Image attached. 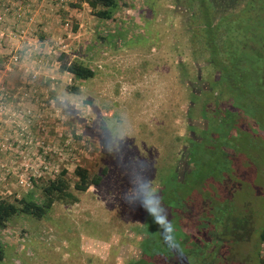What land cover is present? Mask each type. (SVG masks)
<instances>
[{"label": "rangeland", "instance_id": "obj_1", "mask_svg": "<svg viewBox=\"0 0 264 264\" xmlns=\"http://www.w3.org/2000/svg\"><path fill=\"white\" fill-rule=\"evenodd\" d=\"M78 1H51L49 12L57 20L55 32H44L40 23L32 22V33L28 23H22L17 28L27 30L25 39L4 32L0 39L1 48L9 40L14 50L22 48L18 51L22 58V51H30L18 67L9 63L10 47L0 52V198H22L33 190L34 182L52 179L63 170L73 180L76 167L102 175V181L78 194V203L55 205L44 221L26 216L10 220L0 231L6 264H125L126 260L141 258L138 231L144 219L147 186L160 181L171 187L166 186V180L172 183L174 175L183 179L192 168L184 145L190 139L200 140L198 137L208 129L207 120L217 109L208 104L207 111L201 110L203 97L199 95L212 92L214 82L206 61L213 60L208 67L216 69L217 58L204 49L205 40L201 29H194L195 21L189 27L186 0H117L118 8L108 21L98 19L84 6L75 12L71 5ZM40 11L46 13L43 8ZM3 12L0 7V24L15 19L12 10L4 12L6 15ZM243 19L241 12L229 18L222 60L234 65L241 60L239 70L252 65L256 69L260 63L257 56L240 49ZM250 24L255 35L264 34V13L255 15ZM37 32L55 41H47V37L41 40ZM247 41L256 42L251 34ZM26 42L30 45L25 46ZM59 42L67 48L63 50ZM36 44L44 48L39 54L34 50ZM44 44L54 54L44 53ZM62 53L69 61L76 59L91 68L94 77L75 81L62 73L57 62ZM233 78L229 80L232 84L239 82ZM68 83L79 88L78 94L67 92ZM258 105H249L246 115L251 118L247 126L257 131L251 132L253 139L257 136L259 140H253L252 148L240 145L237 150L253 155L248 156L249 163L260 165L263 179L264 127L260 128V123L264 126V103L259 105L262 112ZM223 109L232 113L240 126L235 108L225 105ZM215 115L220 118L222 113ZM257 152L260 156H255ZM240 163L249 167L243 160ZM200 181L201 185L198 180L190 184V189L198 184L195 191L204 190V186L213 191ZM239 184L234 194L247 204L250 214L255 212L256 224L244 230L239 249L235 247L238 256L227 264H256L253 246L263 233L258 228L263 216L254 187L260 183L254 187L247 181ZM188 191L181 189L179 194ZM227 192L212 197V202L202 199L205 210L212 211L220 197L230 194ZM231 211L241 215L239 207L233 205ZM187 224L194 221H179L182 235ZM183 244V249L187 248ZM259 248L264 259V240ZM172 251L176 258V251ZM244 258L249 261L244 262Z\"/></svg>", "mask_w": 264, "mask_h": 264}, {"label": "trees", "instance_id": "obj_2", "mask_svg": "<svg viewBox=\"0 0 264 264\" xmlns=\"http://www.w3.org/2000/svg\"><path fill=\"white\" fill-rule=\"evenodd\" d=\"M82 3H86L92 15L103 21L110 20L118 8L117 0H79L77 4L71 6L80 7ZM186 6L189 11V27L190 22L195 21L194 29L197 32L201 29L199 32L205 40L204 49L210 50V53L217 58L214 63L216 69L208 67V64L214 62L213 60L206 61L208 72L214 74V82L210 85L212 92L199 95L203 97L200 101L201 110L207 111L206 105L212 104L213 107H217L215 114L218 112L221 116L222 113V116L219 118L214 114L211 120H207L208 129L198 137L200 140L190 139L186 142L187 145H184L187 162L192 165V168L184 174L183 179H176L174 175L171 177L170 182L172 183L166 180V186L171 184V187H165L160 181L155 185L148 183L151 186H147L144 198V219L141 230L138 231L141 234L138 244L141 258L126 260L125 264H216V262L227 264L229 260L234 261L233 259L238 256L236 245L239 249L243 233L246 234L244 230L249 229L256 218L255 212L250 214L247 204L240 202L234 194L241 187L239 182L244 183V181L252 186L260 183L257 187L255 186L256 188L253 187L256 198L261 201L263 221L258 228L263 233L257 244L254 243L253 255L256 264H264L259 248L264 240V178L261 179L260 176V165L255 166L249 163L248 156L253 155H245L237 150L240 145L242 147L248 145L252 148L253 140H259L257 136L253 139L251 132L256 133L257 131L254 130L256 128L247 126L251 118L246 114H248L249 105L257 106V103L259 105L264 103V34H256L258 36L256 40L257 36L250 24L255 15L258 16L259 12L264 13V0H186ZM240 12L244 17L240 24L242 35L239 41L240 49L257 56L260 63L256 69L252 65L248 69L239 70L238 64L241 60H238V63L236 60V65L231 64L228 59L223 61L224 54L221 50L224 46L223 41L227 44V39L223 37L228 34L229 18ZM226 18L227 21L221 23ZM248 33L256 42L247 41ZM57 62L60 64V71L71 75L75 81H86L94 77L91 68L76 59L69 61L64 53L58 56ZM227 69L230 71L228 72ZM233 76L239 82L232 84L229 80ZM66 89L70 94H78L79 91L74 83L70 85L68 83ZM215 90L218 94L214 93ZM240 93L242 94L239 99ZM220 104L222 107L219 109ZM225 105L235 108L238 113L235 116L241 118L240 126H238L237 118L233 119L232 113L229 111L224 113ZM259 105L258 108L261 111ZM261 114L264 115L263 112ZM229 119L233 122L230 123ZM263 127L260 123V128ZM179 140L183 142L186 139L179 138ZM261 141H264L262 137ZM257 154L260 156L259 152L255 156ZM240 160H243L250 168L240 163ZM247 170H250V173L245 172ZM73 177V180L69 179L67 172L63 170L52 179L34 182L33 190L22 198H0V231L6 228L10 220L18 216L44 221L55 205L70 206L78 203V194L85 193L90 187L99 186L102 181V175L90 173L83 167H76ZM196 180L199 181L198 184L202 180L206 185H210L213 194L206 189V186L204 190L195 191L198 184L190 189L189 185L194 184ZM227 185L229 192H227ZM181 189L189 191L181 196L179 194ZM225 190L230 194L216 200L217 204L212 203L213 212L210 210L207 212L204 201L212 202V197H219V194ZM233 205L240 208V218L231 211ZM157 216L166 217L167 222L172 225L174 230L172 235L175 234L178 242L176 246L165 240L166 233L162 222L157 221ZM186 219L189 222L194 221V224H187L183 228L185 233L183 232L182 235L179 221ZM184 242L187 248L183 249ZM172 250L176 251V258ZM5 256L6 246L0 244V264H6ZM246 260L249 261V258H244V262Z\"/></svg>", "mask_w": 264, "mask_h": 264}, {"label": "crops", "instance_id": "obj_3", "mask_svg": "<svg viewBox=\"0 0 264 264\" xmlns=\"http://www.w3.org/2000/svg\"><path fill=\"white\" fill-rule=\"evenodd\" d=\"M15 2V4H17L18 6H20L23 10V14H22V17L21 19H14L13 17L10 18L9 20H7L6 22H4L3 24L1 23V31L4 30L3 32L4 33H8V32H17L19 30V27L20 24H27V28H31L32 30V33L34 31L33 29V23H29V21L31 20L32 22H38L40 23V29L44 32L48 31L49 32H55V23H56V18L54 16H52V14L49 12V11H52V9L49 10V8L52 7L51 5V1L52 0H13ZM1 3V2H0ZM65 5L68 7V8H71L70 6H68L67 2L65 3ZM81 6H84L86 9H88V11H90L89 7L87 6L86 3H82ZM63 9H64V6L62 5L61 6ZM79 7V6H78ZM78 7H75L76 9H74V11L76 12L78 10ZM36 8V9H35ZM43 8L44 10H46V13L40 11V9ZM67 10V8H65ZM36 27V26H35ZM12 32V33H13ZM39 33L38 35L39 38L41 40H44L46 37L49 38L47 39V41H55L53 40V38H50V35L48 34H42L41 32H37ZM35 36L36 38L38 37ZM53 35V34H52ZM32 37V36H31ZM7 39V38H6ZM8 39H11L10 37ZM45 41L43 42H39V43H44ZM63 42H59V44H61ZM13 42L9 40V44L8 42H3V45H5V48H1L0 46V52H2L3 49H6L7 47L11 49V46H12ZM45 45V44H44ZM42 49V48H41ZM44 50V48L41 50V52ZM50 51H52L51 47H49L48 49V46L47 44L45 45V52L47 55H50V54H54V53H51ZM53 52V51H52ZM1 61L0 60V66H1ZM46 64V62H45ZM44 64V65H45ZM42 67H43V62H42Z\"/></svg>", "mask_w": 264, "mask_h": 264}, {"label": "built area", "instance_id": "obj_4", "mask_svg": "<svg viewBox=\"0 0 264 264\" xmlns=\"http://www.w3.org/2000/svg\"><path fill=\"white\" fill-rule=\"evenodd\" d=\"M61 2L63 1V0H60ZM0 2H1V5H0V7H1V10H3L5 13H9L11 10H12V14H15L16 16H15V18L16 19H21V15L23 14V12H20L21 10H22V8L20 7V6H18L17 4H15L14 2H12V0H0ZM3 12V13H4ZM4 13V14H5ZM6 15V14H5ZM29 23H32V21L30 20L29 21ZM65 27L66 28H68L69 26V24H68V22H66L65 24ZM10 35H13V38H18V39H21V40H23V39H25L27 36H26V34H27V30L26 29H23V28H19V30L17 31V32H14V33H12V32H8ZM3 30L0 32V39L1 38H3ZM28 39V38H27ZM30 45V43H28V42H26L25 43V46L26 45ZM38 44H36L35 45V47H34V50H37V51H35V52H37V54H39L40 52H41V48H40V46L38 45ZM59 45H61V48L64 50V49H66L67 48V45H65V44H59ZM18 49V48H17ZM20 50H22V48H20V49H18V50H14L13 49V47L11 46V49H10V51H9V54H10V58H9V63H10V65L11 66H13V67H18L19 65H21L22 66V64H21V62H23V58L25 57V56H30V51H22V54L21 55H25L23 58L20 56V54L18 53V51H20ZM28 58V57H27ZM38 62H40V61H38ZM9 68V71L11 70V67H8ZM25 71H28V69H26L25 68Z\"/></svg>", "mask_w": 264, "mask_h": 264}, {"label": "clouds", "instance_id": "obj_5", "mask_svg": "<svg viewBox=\"0 0 264 264\" xmlns=\"http://www.w3.org/2000/svg\"><path fill=\"white\" fill-rule=\"evenodd\" d=\"M155 215V213H153ZM157 221L158 222H162L164 230H165V240L169 243L172 244L174 246H176L178 244V242L175 240L174 236L172 235L173 233V227L171 224H169L166 220V217H161V216H157Z\"/></svg>", "mask_w": 264, "mask_h": 264}]
</instances>
